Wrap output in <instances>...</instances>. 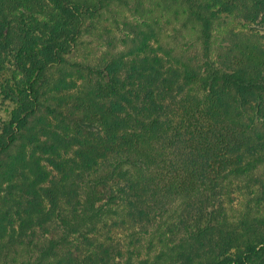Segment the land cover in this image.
<instances>
[{
	"label": "trees",
	"instance_id": "trees-1",
	"mask_svg": "<svg viewBox=\"0 0 264 264\" xmlns=\"http://www.w3.org/2000/svg\"><path fill=\"white\" fill-rule=\"evenodd\" d=\"M49 1L39 22L38 0H0V53L17 59L19 88L0 132V256L25 245L37 257L20 264H77L75 241L127 210L159 229L158 260L264 264V40L214 42L220 14L264 28V0H180L201 54L170 66L148 33L130 52L73 62L87 22L127 0ZM232 183L258 191L235 218Z\"/></svg>",
	"mask_w": 264,
	"mask_h": 264
},
{
	"label": "rangeland",
	"instance_id": "rangeland-1",
	"mask_svg": "<svg viewBox=\"0 0 264 264\" xmlns=\"http://www.w3.org/2000/svg\"><path fill=\"white\" fill-rule=\"evenodd\" d=\"M38 2L42 5V10L40 16L36 15L35 18L39 22L48 21L49 16L53 14V5L49 0H38ZM186 9V4L181 3L180 0H127L125 4H113L106 9L100 19L93 22V25L87 22V30L71 59L78 63L93 65L100 63L116 52H130V49L143 37L142 33L155 35L156 38L150 41L152 49L150 52L164 57L168 66L176 65L189 57L200 56L199 26L187 20ZM250 24L248 20L236 15L220 14L219 19L215 21V44L220 46L232 40L236 41L238 37L236 35L243 37L257 35L264 40V28L252 30ZM137 37L139 39H135ZM159 46L162 48L160 49ZM15 53L27 54L22 48H17ZM34 54L37 55L38 50H35ZM16 61L14 55L6 58L0 53V132L3 127L10 124L18 109L14 100L19 94V88L11 73V65L13 66ZM67 71L71 74L74 70L68 67ZM54 77H57V73ZM261 174L264 177V173L260 172ZM237 185L232 183L227 188L234 202L231 205L233 218L239 216L250 199L258 197V191L250 194L244 186L240 190ZM110 192L109 186L100 188L102 199L100 204H106ZM127 214V210L120 211L119 216H114L107 223L105 221L99 225L97 231L87 239H77L75 247L69 252L75 255V262L77 264H94L98 261L100 264L183 263L182 260H172L169 255L158 260L157 257L162 250L167 251L169 248H164L159 242V229L146 222L143 224L145 228H142V225L137 224ZM155 219L163 225L161 231H165L166 215L163 219L159 216ZM54 228L56 230L53 234L59 235L61 231L56 225ZM52 231L51 227L39 231L37 233L39 241L43 243L49 239L53 235ZM27 241L29 239L23 240V243L26 244ZM36 257L37 253L33 247L26 248L23 245L16 252L5 250L0 256V264H20L24 260H35Z\"/></svg>",
	"mask_w": 264,
	"mask_h": 264
}]
</instances>
